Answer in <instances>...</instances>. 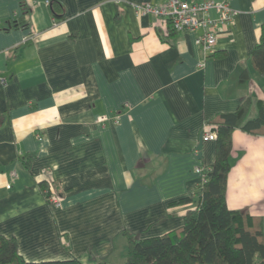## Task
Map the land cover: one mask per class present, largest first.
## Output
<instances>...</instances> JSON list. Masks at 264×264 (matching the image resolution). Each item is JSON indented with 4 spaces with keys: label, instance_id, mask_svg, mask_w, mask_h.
Segmentation results:
<instances>
[{
    "label": "crops",
    "instance_id": "0c3cea01",
    "mask_svg": "<svg viewBox=\"0 0 264 264\" xmlns=\"http://www.w3.org/2000/svg\"><path fill=\"white\" fill-rule=\"evenodd\" d=\"M228 2L239 14L207 57L196 34L136 12L164 0H0V236L26 261L125 264L126 233L184 225L203 184L196 168L215 162L204 133L247 99L248 119L264 116L251 55L264 0ZM255 131L233 132L226 203L264 218V124ZM43 181L64 192L60 207Z\"/></svg>",
    "mask_w": 264,
    "mask_h": 264
},
{
    "label": "trees",
    "instance_id": "16d2710c",
    "mask_svg": "<svg viewBox=\"0 0 264 264\" xmlns=\"http://www.w3.org/2000/svg\"><path fill=\"white\" fill-rule=\"evenodd\" d=\"M50 6L56 18H60L62 3L53 1ZM251 55L256 71L264 77V25L260 41ZM252 105L247 99L236 112L222 114L215 123V162L200 186L197 207L184 216V225L165 236L143 240L126 233L128 251L125 264H264V218L230 210L226 203L233 132L241 129L254 134L264 124L263 110L256 118L248 119ZM257 105L261 106V102ZM40 185L48 200L46 190L49 183L43 181ZM57 192L61 197L64 195L62 191ZM188 200L182 199L180 203ZM0 264L84 263L75 259L28 262L19 254L15 239L0 236Z\"/></svg>",
    "mask_w": 264,
    "mask_h": 264
},
{
    "label": "built area",
    "instance_id": "2783aa9c",
    "mask_svg": "<svg viewBox=\"0 0 264 264\" xmlns=\"http://www.w3.org/2000/svg\"><path fill=\"white\" fill-rule=\"evenodd\" d=\"M47 4L50 5V2H47ZM135 9L137 13L143 15L151 14L167 19L173 30L178 33L196 34L195 44L207 57L215 52L219 32L232 24L239 14V11L230 6L228 0L222 2L204 1L201 3H189L185 0H164V3L160 6L145 3L135 6ZM212 11L217 13L216 18L211 17L210 13ZM31 38L32 35L25 38L24 42L29 41ZM0 83L6 86L8 82L7 79L0 77ZM216 140L217 134L215 132L206 131L203 135L204 142H216ZM209 170L202 167L196 168V172L203 176V183ZM8 187L10 188V186ZM46 193L48 194V204L53 207L61 206L62 197L52 183H49Z\"/></svg>",
    "mask_w": 264,
    "mask_h": 264
}]
</instances>
